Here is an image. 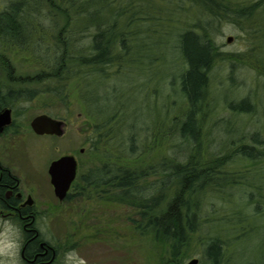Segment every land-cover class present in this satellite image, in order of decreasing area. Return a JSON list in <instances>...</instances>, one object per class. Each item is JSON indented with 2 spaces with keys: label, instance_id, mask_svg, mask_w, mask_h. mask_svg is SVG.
I'll list each match as a JSON object with an SVG mask.
<instances>
[{
  "label": "trees",
  "instance_id": "obj_1",
  "mask_svg": "<svg viewBox=\"0 0 264 264\" xmlns=\"http://www.w3.org/2000/svg\"><path fill=\"white\" fill-rule=\"evenodd\" d=\"M263 9L264 0H0V43L17 48L31 43L30 52L37 57L44 38L39 34L44 31L50 42L32 76L12 75L9 61L1 59L6 84L0 85V106L30 101L41 92L67 106L73 85L91 120L85 140L96 161L78 173L69 197L85 194L90 199L93 191L112 192L115 201L137 208L132 227L158 245L161 264H186L195 244L201 249L198 264H230L228 245L248 235L251 220L264 219V187L250 184L249 177L264 174V126L241 133L229 146L221 143L223 137L211 146L204 141L217 126L209 128L204 121L212 111L210 73L218 59H228L214 44L211 23L230 20L238 25L239 19L250 20ZM84 20L89 22L83 25ZM155 34L167 37L161 46L181 59L179 73H162L157 56L146 63ZM134 69L139 73L125 85V96L117 80L127 79ZM126 86L133 93L146 87L145 95L154 102L159 94L179 96L184 110L172 117L183 130L177 142L164 146L170 138L159 140L151 126L144 124L139 132L134 124H125L131 108L122 98H132ZM113 100L115 107L110 106ZM260 106L248 96L227 104L235 114L260 111L264 118V101ZM157 147L167 155L157 154ZM145 156L154 161L145 163ZM225 189L241 193L230 199L229 208L221 196Z\"/></svg>",
  "mask_w": 264,
  "mask_h": 264
},
{
  "label": "rangeland",
  "instance_id": "obj_2",
  "mask_svg": "<svg viewBox=\"0 0 264 264\" xmlns=\"http://www.w3.org/2000/svg\"><path fill=\"white\" fill-rule=\"evenodd\" d=\"M87 22L89 21L84 20L83 25ZM238 22V25L230 20L211 23L216 28L213 36L214 44L219 46L222 52L221 57L228 59H218L210 73L212 111L208 119L204 121L209 128L214 127V124L217 125L213 129L214 133L204 138L210 146L222 137L221 143L227 145L230 140L240 137L241 133H249L264 126V118L260 114V111L262 112L260 105L264 101V9L256 11L250 20L241 18ZM170 30L169 44H173L176 39L175 31L172 27ZM39 35H43L44 38L37 57L30 52L31 43L20 48L0 43L1 86L6 84V72L1 67L2 58L8 60L12 66V75L25 77L37 72L38 66L47 56L45 47L47 45L50 47L49 36L44 31ZM154 37L155 41L151 49H147L145 53L146 63L151 56H157L161 59L162 73H179L181 59L170 48L161 46V43L168 38L161 34H155ZM228 37L231 38L229 42ZM132 72L127 79L117 80L119 90L123 94H125V85L134 81L139 73L138 69ZM148 74L147 78L151 79V73ZM164 74L163 77H165ZM152 82L154 84V80ZM44 85L41 83L40 89ZM165 85L164 90H166ZM175 86L177 89V85ZM34 87L38 88L35 84ZM143 89L134 93L129 88L126 89L128 96L132 98L131 100L127 98L126 101L122 98L123 104L131 108L125 114L127 116L125 124H134L138 131L144 124L151 126L154 135L160 137L159 140L170 138L163 142L164 146L167 141L172 142L180 138L178 131L183 132V130L180 129L178 122L172 121L173 116H179V112L182 113L184 110V104L177 102L179 96L176 94L169 99L165 93L162 98L159 94L156 98L154 97L156 100L154 102L145 95L147 88L143 87ZM97 92L101 93V89H97ZM67 93V106L46 92L38 93L30 101L14 102L13 105L8 106L11 109V123L8 131L0 135V164L19 179L18 191L23 198L29 195L34 201L40 212L36 228L46 239L52 243H58L61 251L65 247H70L72 243H77L75 241L79 242L76 249L65 253L63 259L65 264H161L158 245L152 243L149 238L139 237L132 227L130 219L138 218L137 208L115 201L112 199V192L105 193L97 190V192L93 191L90 199H87L84 194L63 202L54 196L47 173L51 161L60 156L72 154L78 163V173L96 161L91 152L87 151L88 143L85 140L90 131L91 120L84 114V107L73 85H70ZM94 94L96 92L91 95L94 96ZM245 96H248L253 103L259 104L260 111L257 109L259 112L256 111L254 115L235 114L228 110L227 104L230 101L236 102ZM259 99L261 101H258ZM115 103L117 104V101L113 100L110 106L115 107ZM42 113L64 122L63 136H37L32 132L29 122L34 116ZM174 135L176 138L173 137ZM205 147L203 144L202 148L205 149ZM80 149H83V152H79ZM156 153L167 155L164 148L157 147ZM153 158L149 159L145 156V163L154 161ZM234 166L238 167L239 164L236 163ZM230 168L236 167L230 166ZM262 175L264 174L257 173V175L249 176L250 184L264 187ZM154 179V177H148L149 181ZM72 186L73 188L69 191L71 194L75 193V186ZM229 193L233 194L229 196ZM240 195L239 190L225 189L221 193L224 208L232 205L230 199L234 201ZM251 222L253 229L248 232V235L228 245L229 249L231 248L230 264L249 262L264 264V219L258 218ZM19 227L16 220L0 217V264H19ZM204 229L207 230L208 226ZM196 246L197 244L194 245V254L186 260V264L193 258H199L201 249Z\"/></svg>",
  "mask_w": 264,
  "mask_h": 264
},
{
  "label": "flooded vegetation",
  "instance_id": "obj_3",
  "mask_svg": "<svg viewBox=\"0 0 264 264\" xmlns=\"http://www.w3.org/2000/svg\"><path fill=\"white\" fill-rule=\"evenodd\" d=\"M6 107L0 106L1 109ZM9 126L10 124L4 126L0 135L7 132ZM77 177L74 179L75 182ZM74 181L70 184V189L73 188ZM18 184L19 179L0 164V217L19 221V264H65L63 260L65 253L76 249L79 242L75 241L77 243H72L70 247H65L61 251L58 243H52L46 239L43 233L36 228L40 212L29 195L23 198L18 191ZM69 191L67 198L63 201L70 200ZM28 197L31 198V202L28 201ZM64 226H66L65 222Z\"/></svg>",
  "mask_w": 264,
  "mask_h": 264
},
{
  "label": "water",
  "instance_id": "obj_4",
  "mask_svg": "<svg viewBox=\"0 0 264 264\" xmlns=\"http://www.w3.org/2000/svg\"><path fill=\"white\" fill-rule=\"evenodd\" d=\"M231 38L228 37V42ZM11 123V112L9 108H4L0 111V132L3 127ZM64 122L59 119H53L49 115L42 113L35 116L30 121V127L32 131L40 136L50 135V136H63ZM83 152V149H80ZM48 175H50V183L53 186L54 196L58 198L59 201H63L68 193L70 184L74 181L77 176L78 163L74 155L66 154L55 158V160L49 163ZM28 201L31 202V198L28 197ZM198 259L193 258L187 264H197Z\"/></svg>",
  "mask_w": 264,
  "mask_h": 264
}]
</instances>
